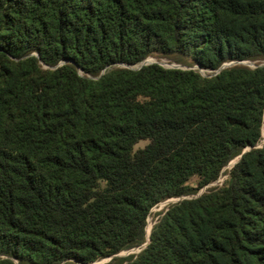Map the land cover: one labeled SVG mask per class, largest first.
<instances>
[{
	"label": "trees",
	"instance_id": "obj_1",
	"mask_svg": "<svg viewBox=\"0 0 264 264\" xmlns=\"http://www.w3.org/2000/svg\"><path fill=\"white\" fill-rule=\"evenodd\" d=\"M108 256L264 264V0H0V264Z\"/></svg>",
	"mask_w": 264,
	"mask_h": 264
},
{
	"label": "rangeland",
	"instance_id": "obj_2",
	"mask_svg": "<svg viewBox=\"0 0 264 264\" xmlns=\"http://www.w3.org/2000/svg\"><path fill=\"white\" fill-rule=\"evenodd\" d=\"M149 59L151 61H155V59L152 58V57H149ZM158 62H161L164 66H168L169 65L168 62H166L164 59H161ZM249 65H253V64L250 62ZM143 143H144L143 141H140L137 145H142ZM232 160H236V158H234ZM231 164L232 163H231V160H230V162L226 166H230ZM225 176H226V174H220L215 181L210 182V183L200 187L198 189L197 193H199L204 187H206L208 185H212V184H215V183L220 184L222 182V180L225 178ZM189 182H190L191 185H195V179H191ZM175 199H177V197H169V198H167V199H165L163 201H160L157 205L152 206L150 211L154 212L156 210H159L160 208L164 207V205L168 201H172V200H175ZM146 219H147V225H149V227H150L151 222H152V215L147 216ZM137 250H138V248H130V249H127V250L120 251L119 253H117V255H126V254H128L130 252H135ZM109 258H110L109 256L108 257H103V258L97 259V260H95V261H93L91 263H88V264H107Z\"/></svg>",
	"mask_w": 264,
	"mask_h": 264
},
{
	"label": "water",
	"instance_id": "obj_3",
	"mask_svg": "<svg viewBox=\"0 0 264 264\" xmlns=\"http://www.w3.org/2000/svg\"><path fill=\"white\" fill-rule=\"evenodd\" d=\"M150 62H153V61H151L150 59H149V57H147V58H145V59H143L139 64H137V65H135V67L137 68V67H139L140 65H143V64H146V63H150ZM233 61H229V62H227V63H223V64H221V66L220 67H222V66H224V65H226V64H230V63H232ZM161 65H163L161 62H159ZM248 64L250 63V62H247ZM252 63V62H251ZM169 65L168 66H172V67H182L181 65H179V64H176V63H168ZM253 64V63H252ZM237 158V157H236ZM234 161L235 160H231V163H234ZM148 230H149V228H148ZM148 230H146V234L148 233ZM145 244V242L142 244V245H144Z\"/></svg>",
	"mask_w": 264,
	"mask_h": 264
}]
</instances>
